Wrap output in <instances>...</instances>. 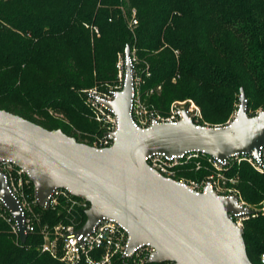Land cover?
Listing matches in <instances>:
<instances>
[{"label": "trees", "instance_id": "16d2710c", "mask_svg": "<svg viewBox=\"0 0 264 264\" xmlns=\"http://www.w3.org/2000/svg\"><path fill=\"white\" fill-rule=\"evenodd\" d=\"M131 9L133 28L128 27ZM126 46L148 65L140 98L151 89L146 106L159 116L168 115L172 102L190 99L204 121L222 123L240 87L247 108L264 106V0H0V109L92 145L76 134L99 125L80 120L81 90L114 79L116 53ZM50 110L63 113L69 123ZM200 157L204 167L206 156ZM200 160L177 166L173 179H200L206 172L194 171ZM223 171L237 182H226L221 194H234L257 209L243 219L242 232L249 260L260 264L264 172L245 161L231 162ZM23 193L27 218L42 224L86 220L85 209L70 208L64 199L43 208L34 203L32 186ZM6 217L9 213L0 209V264H63L40 252L38 234L21 243Z\"/></svg>", "mask_w": 264, "mask_h": 264}, {"label": "water", "instance_id": "95a60500", "mask_svg": "<svg viewBox=\"0 0 264 264\" xmlns=\"http://www.w3.org/2000/svg\"><path fill=\"white\" fill-rule=\"evenodd\" d=\"M124 57L121 90L111 102L94 96L113 111L117 121L110 147L95 148L60 129L48 130L0 109V160H9L28 173L40 207H47L54 189H65L89 205L82 232L97 219L112 217L127 229L129 250L146 242L153 246L155 263L252 264L242 229L229 214L253 211L231 193L220 195L209 188L195 193L150 169L145 157L155 152L168 156L197 152L221 159L234 153L256 158L264 147V107L248 116L247 99L240 88L236 112L224 125H196L184 108L176 123L153 122L138 128L130 116L133 66L128 47ZM0 199L24 242L27 235L20 203L1 174Z\"/></svg>", "mask_w": 264, "mask_h": 264}, {"label": "built area", "instance_id": "2783aa9c", "mask_svg": "<svg viewBox=\"0 0 264 264\" xmlns=\"http://www.w3.org/2000/svg\"><path fill=\"white\" fill-rule=\"evenodd\" d=\"M136 23V21H133ZM124 72H125V57ZM129 62L132 65L131 54ZM133 66V65H132ZM124 72L122 76V85L124 79ZM132 84H133V98L131 100L130 116L134 125L138 128H145L151 125L153 122H171L176 123L180 120L179 111L187 108L188 114L193 121V117L196 114L197 108L193 105H187L184 108L174 106L171 113L162 117L158 114L151 112L148 119H142L137 114V102L138 97L136 93V83L133 77L132 69ZM122 88V87H121ZM121 90V89H120ZM116 88L106 90L103 93H97L92 90L84 92L85 98L89 104L90 109L94 113V119L96 122L105 126L104 132L101 138H97L92 142L93 147L101 149L110 147L113 144L115 138L114 134L117 129V121L113 114V111L107 109L100 104L97 99L99 98L106 102H111L114 99V94L117 91ZM196 125L195 121H193ZM218 126V125H216ZM206 156V161L215 169L220 170L225 168L231 162L245 161L252 166L257 172H264V147L260 148L256 158L246 153H234L226 158H212L203 153L187 152L179 155H166L164 153H151L145 157V161L150 169L155 170L159 175L173 179L175 176V169L177 166L187 163L193 158L200 156ZM197 166L199 161L195 162ZM0 174L2 175L7 189L13 196L19 201L22 215L24 217L25 233L38 234L41 238V242L38 246L40 252L48 254L54 259H57L63 264H149L153 262L155 249L150 243H141L129 250V235L127 229L112 217L103 216L97 219L91 228L82 232L81 228L84 223H62L55 224L41 223L39 218L34 217L32 219L25 216V204L23 189L24 187L32 186L33 197L34 188L27 172L24 169L17 167L9 160H0ZM185 186L195 193H203L207 188L212 192L220 195H225L217 192V187L214 182L207 180L203 184H198L193 181L180 180ZM64 199L69 203V207H78L82 209L88 208V203L84 200L74 198L71 194L62 188L54 189L48 195L47 207H55L58 204L59 199ZM239 199V198H238ZM240 200V199H239ZM34 203L37 202L33 199ZM241 202V201H240ZM27 205V203H26ZM0 209L7 211L10 217H6L9 222L11 231L18 238V227L14 221L12 215L7 210L4 202L0 199ZM250 214L239 212L237 214H229V218L242 229L243 219ZM253 215V213L251 214ZM27 237V236H26ZM259 263L264 264V253L259 255ZM156 264H174L173 262H162Z\"/></svg>", "mask_w": 264, "mask_h": 264}, {"label": "rangeland", "instance_id": "374dc122", "mask_svg": "<svg viewBox=\"0 0 264 264\" xmlns=\"http://www.w3.org/2000/svg\"><path fill=\"white\" fill-rule=\"evenodd\" d=\"M127 15V14H126ZM125 16V15H124ZM135 9H131L130 11V16L128 18V27L129 28H133L135 26L136 23H134L133 21L135 20ZM87 27V26H85ZM91 31L94 34V37H98V30L95 27H91ZM129 48V46H126ZM125 47V48H126ZM125 48L121 51H118L116 53L115 56V63H114V68L116 70L115 73V78L112 80H104V82H102L101 84H97L94 85L88 89H82L81 92L84 94V92L88 91V90H92L94 92L97 93H103L106 90L109 89H114L116 88L117 90H120L122 87V76H123V72H124V61H123V56H124V50ZM130 54H131V60H132V65H133V77L136 83V93H137V97H138V102H137V111L139 114H137L138 116L142 117V119H148V116L151 114V110L148 109V107L146 106V99L151 95V89L146 91V98L141 100V96H140V91L142 90L144 83H145V79L149 77L150 73L148 70V65L144 62H140L135 54L134 49L129 48ZM241 88V87H240ZM239 88V89H240ZM157 89L159 90V87H157ZM239 94V93H238ZM238 94L236 95L237 100L236 102L232 105L231 109L229 110L228 113L225 114V120L222 123H218V124H209L208 122L204 121L201 109L199 108V106L190 99H185L182 101H174L171 103L170 108H169V113L168 115L171 113V111L174 109V106L177 107H181L184 108L187 105H193L197 108L196 114L193 117V121H195L197 124L200 125H206V126H216V125H224L226 123H228L234 116L237 106H238ZM84 100V105H85V111L83 114L80 115V120L82 119V122L88 123V122H96L94 119V113L93 111L90 109L89 104L86 100L85 97H83ZM250 108H247V115L248 116H253L255 114H257L264 106H254L253 103H250ZM254 106V107H252ZM49 113L54 116L55 118H58L66 123H69V120L65 117V115H63V113L61 112H56L53 110H50ZM253 114V115H252ZM167 115V116H168ZM214 115H208V117L213 118ZM215 117V116H214ZM98 123V122H96ZM98 127L96 128L95 131L91 132V133H87V132H82L79 130H76V134L86 137L87 140L89 139L91 142H93L94 140H96L97 138H101L102 134L101 132H104L105 126H103L102 124L98 123ZM83 139V138H82ZM86 141V139H84ZM193 159H201V157L198 158H193ZM190 161V160H189ZM201 161L199 162V165L197 166L196 163H194V171H199V170H206L205 173H203L200 177V179H193V178H185L183 179L184 181H193V182H197L198 184H203L205 183L207 180L210 179V181L214 182V184L216 185V189L218 193H222L225 191L224 187H225V183H230V184H236V179L234 178H226L223 174V169L217 170L215 169L213 166H211L208 162H206V165L203 167L201 165ZM21 200H24V204H25V209L28 210V205H26L27 201H26V197L24 196V198L20 197ZM241 201V200H240ZM247 208L251 209L253 212H255L257 209H255V206H249L247 204H245L243 201H241ZM262 210H264V208H262ZM19 239V238H18ZM20 241V240H19ZM25 242V241H24ZM23 243V242H21Z\"/></svg>", "mask_w": 264, "mask_h": 264}]
</instances>
